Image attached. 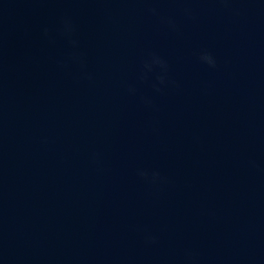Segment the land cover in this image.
<instances>
[{
  "label": "water",
  "instance_id": "1",
  "mask_svg": "<svg viewBox=\"0 0 264 264\" xmlns=\"http://www.w3.org/2000/svg\"><path fill=\"white\" fill-rule=\"evenodd\" d=\"M0 264H264V0H0Z\"/></svg>",
  "mask_w": 264,
  "mask_h": 264
},
{
  "label": "clouds",
  "instance_id": "2",
  "mask_svg": "<svg viewBox=\"0 0 264 264\" xmlns=\"http://www.w3.org/2000/svg\"><path fill=\"white\" fill-rule=\"evenodd\" d=\"M150 11H151L153 14H156V9L153 8V9H150ZM65 31H66V32H71V26L68 25V24H66V25H65ZM72 43L75 44L76 42L73 41ZM200 60H201L202 62L207 63V64L209 65V67L214 68V67L216 66V60H215V58L212 56V54L209 53V52H206V51H205V52L201 53V55H200ZM151 63H152V64L160 65L162 68H165V69H166V64H165V62H164L163 60H161L159 57H156L155 55L152 57V62H151ZM145 67H146V68H149V70H150V69H151V64H149V63H145ZM159 80H160V83H161V84L164 83V77H163V76L159 77ZM138 174H139L140 176H142V177L148 178V173H147V172L140 171ZM150 179H151V182H152V183H156V182H157L158 180H160L161 178H160V176H159V173L154 172V173L151 174V178H150ZM147 239H148L149 242H155V238H154V237L149 236V237H147Z\"/></svg>",
  "mask_w": 264,
  "mask_h": 264
}]
</instances>
